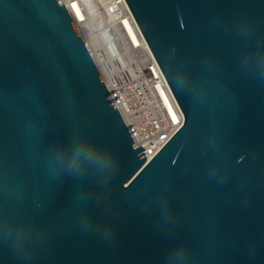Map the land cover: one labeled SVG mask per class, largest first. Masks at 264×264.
Listing matches in <instances>:
<instances>
[{"label":"water","instance_id":"95a60500","mask_svg":"<svg viewBox=\"0 0 264 264\" xmlns=\"http://www.w3.org/2000/svg\"><path fill=\"white\" fill-rule=\"evenodd\" d=\"M183 121L145 162L62 0H0V264H264V0H125Z\"/></svg>","mask_w":264,"mask_h":264},{"label":"built area","instance_id":"2783aa9c","mask_svg":"<svg viewBox=\"0 0 264 264\" xmlns=\"http://www.w3.org/2000/svg\"><path fill=\"white\" fill-rule=\"evenodd\" d=\"M92 1L99 6L101 21L90 29L85 22ZM62 2L129 132L132 146L143 147L139 153L143 152L140 156L145 155L147 162L180 127L183 113L126 1Z\"/></svg>","mask_w":264,"mask_h":264},{"label":"bare ground","instance_id":"6f19581e","mask_svg":"<svg viewBox=\"0 0 264 264\" xmlns=\"http://www.w3.org/2000/svg\"><path fill=\"white\" fill-rule=\"evenodd\" d=\"M74 5V4H73ZM75 7V6H74ZM88 18L87 21L85 22V25H87V27H90V29H92L93 27H95L96 25H100V13H99V6L97 5V3H95L94 1L88 3ZM75 13L77 14V16L80 14L78 13V11L75 10ZM102 32V30H99Z\"/></svg>","mask_w":264,"mask_h":264}]
</instances>
